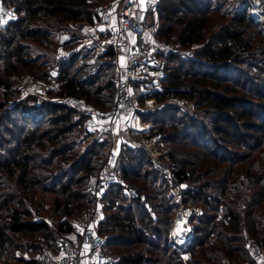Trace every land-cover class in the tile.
Instances as JSON below:
<instances>
[{
	"label": "trees",
	"instance_id": "obj_1",
	"mask_svg": "<svg viewBox=\"0 0 264 264\" xmlns=\"http://www.w3.org/2000/svg\"><path fill=\"white\" fill-rule=\"evenodd\" d=\"M107 1L2 0L15 17L0 26V71L32 65L24 57L25 42H41L49 31L29 27V21L52 18L81 26L91 23L94 8ZM219 1L158 0V38L182 49L197 47L193 58H170L162 81L165 91L153 97L158 103L170 96L192 100L194 111L161 119L162 125L159 112L139 113L142 122L165 135L166 163L198 190L194 197L200 199L204 215L191 219L194 238L182 249L193 257L183 262L179 250L167 244L176 205L144 152L123 144L119 175L128 187L146 195L151 213L129 199L120 185L102 196L106 215L97 228L105 251L118 257L116 264H149L151 257H146L155 253L165 258L164 264H252L242 233L264 247V216L257 215L264 214V159L252 156L264 143V80L255 85L244 72V67L258 69L256 56L263 54L249 30L260 41L264 36L248 14V0H235V9L221 13ZM82 67L77 53L58 63V94L81 97L107 111L115 93L112 65L105 63L91 77L80 75ZM0 88L5 90L0 98V264H39L35 255L69 233L72 218L87 217L86 183L105 160L111 138L94 139L82 119L61 104L9 102V87L1 76ZM160 110L178 113L171 106ZM88 138L92 140L82 148ZM35 192L56 196L55 211L62 218L56 228L19 207V194H29L31 201ZM12 248L28 250V259L3 260V252ZM131 248L138 250L124 252Z\"/></svg>",
	"mask_w": 264,
	"mask_h": 264
},
{
	"label": "built area",
	"instance_id": "obj_2",
	"mask_svg": "<svg viewBox=\"0 0 264 264\" xmlns=\"http://www.w3.org/2000/svg\"><path fill=\"white\" fill-rule=\"evenodd\" d=\"M251 2L252 15L256 4L264 3V0ZM14 17L12 8L0 0V26L6 27ZM257 24L261 28L259 21ZM78 30L81 33L79 46L75 51L67 52L66 57L75 52L78 54L79 62L85 64V77L98 74L105 63L112 65L113 103L107 111H99L83 98L70 95H63L53 103L74 111L94 139L102 140L106 135L110 136L113 126L129 133L128 145L144 152L153 170L165 183L166 196L176 205L167 243L179 250L183 260L189 253L182 249L194 238L191 219L202 217L204 209L200 199L194 197L197 188L180 179L166 163L167 149L162 143L165 135L153 129L152 125L140 126L139 113L159 106L153 95L165 91L162 81L170 58L190 59L194 52L192 49L180 50L177 45L158 38V0H109L96 6L92 22L79 26ZM26 79V82L36 83L29 76ZM167 100L172 105L181 102L175 96ZM132 118L137 120L136 128L129 124ZM117 160V151L110 149L97 173L88 179L85 187L88 215L75 220L70 230L76 240L56 239L50 248L35 255L39 264L117 263V259L105 251V239L97 228L102 212V196L112 186L120 185L129 199L141 203L151 213L146 195L128 187L120 177ZM245 247L252 264H264V248L251 239L246 240Z\"/></svg>",
	"mask_w": 264,
	"mask_h": 264
},
{
	"label": "rangeland",
	"instance_id": "obj_3",
	"mask_svg": "<svg viewBox=\"0 0 264 264\" xmlns=\"http://www.w3.org/2000/svg\"><path fill=\"white\" fill-rule=\"evenodd\" d=\"M233 1V2H232ZM235 0H223L219 1L217 3V7L220 8L219 13L222 11H232L235 9L236 5L234 4ZM239 1V0H237ZM246 2V0H244ZM249 1V7H248V14L249 16L255 21V23H258V21L261 23L259 18L255 17L254 10L256 7H254L251 15V10H252V2L251 0ZM98 2H96L97 4ZM258 4V3H257ZM256 4V5H257ZM260 5H264V3L260 2ZM28 26L32 28H42V29H47L49 31V35L47 38H44L41 42H31L27 41L26 46V55L24 56L25 58L31 60L33 63L32 65H29L27 67H22V66H17L16 69L12 68L9 70H6L5 67L0 71V76L1 78H4L6 83L8 84V92L11 94V98L8 99L9 102H19V101H26L28 105H38L40 102H56L58 99H60L62 96L58 94L59 92V84L56 82V77H57V66L58 63L65 57L67 52L75 51L80 43V35L81 33L78 30L79 24L78 23H63V22H57L55 20H52V18L43 19V18H38L34 19L32 21L28 22ZM261 29V28H260ZM262 30V29H261ZM252 34L253 37L255 38V41H253V45H255L259 42V47H263V54L262 56H256L259 59L257 60V67L258 69L251 68L247 70L244 67V72H246L249 75V80L250 82H253L256 84H260L262 80H264V73L261 72V70L264 71V42L260 39V36H256L252 30H249ZM263 36H264V31H261ZM196 45L191 46L186 49H180V50H188L196 49ZM76 53V52H75ZM258 55V54H257ZM79 60V59H78ZM82 70V71H81ZM80 70V74L82 75L84 73V68ZM84 75V74H83ZM29 76L34 82H26V77ZM37 93L33 95V93ZM1 93H5V90L0 88V98H2ZM28 101V102H27ZM30 105V106H31ZM157 108H153L150 111H141L140 113H143L145 115L151 114H156L158 113V123L163 124L160 120L165 119L168 121L171 116H173L175 119H179L178 117H181L185 113H189L192 115V112L194 111V105L192 100H187V99H181V102L178 105H172L168 102V100H164L160 103H158ZM163 106V107H162ZM165 106H171L174 107L178 110L177 112H172V111H164L161 112L160 109L164 108ZM157 111V112H156ZM163 111V110H162ZM153 125V124H152ZM154 125H158L154 123ZM156 129V128H155ZM136 135V134H135ZM120 139L122 140L119 148L117 149V153L119 154L121 145L125 144L128 147V141L130 139V135L127 134L125 130L120 131ZM92 140V138H88L85 143L82 144V148L87 145V143ZM125 142V143H124ZM111 148V139H110V146L109 150ZM167 149V148H166ZM195 151V150H194ZM232 151V149H231ZM239 153L243 152V150H237ZM253 159H264V143L263 147L255 153H253ZM3 189L0 188V191ZM33 193H31L32 195ZM33 199L29 201L30 197L29 194H19V198L22 199V203L20 204L19 207H22V209L27 210L30 212L32 217L38 220H43L45 221L51 228H56L58 223L62 220L61 216L58 215V213L55 211L54 207V199L55 195L54 194H49V193H40V192H35L32 195ZM17 206V205H15ZM11 207V206H10ZM3 214L6 215V211L3 212ZM5 215L4 218H5ZM106 214H103V217ZM258 217L264 216V214L259 212ZM102 217V218H103ZM77 218V217H76ZM80 219V218H77ZM2 220H4L2 218ZM75 218L71 219L70 223L71 225L74 224ZM100 220L97 221V223ZM262 223L264 224V221L262 220ZM243 239L246 241L247 239H250L247 237L245 233H242ZM26 239V238H25ZM253 240V239H252ZM15 243H18L15 241ZM246 243V242H245ZM168 244V243H167ZM264 246V245H263ZM261 247V246H259ZM30 248V247H29ZM141 247H138L140 249ZM264 248V247H261ZM137 249V250H138ZM126 249L124 252L128 254H133L136 253L137 250L131 248L130 250ZM116 252L118 250H115ZM122 250H120L121 252ZM4 256L2 257L3 260L7 259H28L29 257V251L28 250H22V249H9L3 252ZM147 256V255H146ZM151 257L149 264H164L165 263V258L163 256H159L157 253L148 255L146 258ZM193 256H189L187 258H183V262H187L189 259H191ZM118 261V257H115ZM156 259H160L159 262H157ZM182 259V258H181ZM145 264V263H144ZM227 264V263H224ZM245 264V263H243Z\"/></svg>",
	"mask_w": 264,
	"mask_h": 264
},
{
	"label": "crops",
	"instance_id": "obj_4",
	"mask_svg": "<svg viewBox=\"0 0 264 264\" xmlns=\"http://www.w3.org/2000/svg\"><path fill=\"white\" fill-rule=\"evenodd\" d=\"M151 125H152L151 123H144V122L140 123V126H142V127H150ZM120 131H123L120 127H116V126L114 127L113 126L112 127V132L110 133V138H111V148L110 149H113L115 151H117V149L119 148V146H120V144L122 142V140L120 139V136H119ZM127 134H129V133L127 132ZM102 217H103V212H101V216H100L99 220H101ZM63 238H66V239L71 240V241L76 240L71 232L64 234Z\"/></svg>",
	"mask_w": 264,
	"mask_h": 264
},
{
	"label": "bare ground",
	"instance_id": "obj_5",
	"mask_svg": "<svg viewBox=\"0 0 264 264\" xmlns=\"http://www.w3.org/2000/svg\"><path fill=\"white\" fill-rule=\"evenodd\" d=\"M255 7H256V9L254 10L255 17L259 18L260 21L262 22L261 29L264 31V5H260V3H258ZM129 124L133 128H136L137 120L132 118L129 121Z\"/></svg>",
	"mask_w": 264,
	"mask_h": 264
}]
</instances>
